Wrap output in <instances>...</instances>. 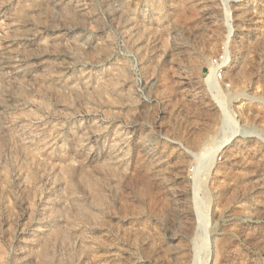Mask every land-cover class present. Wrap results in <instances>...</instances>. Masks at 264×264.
<instances>
[{
  "label": "rangeland",
  "instance_id": "rangeland-1",
  "mask_svg": "<svg viewBox=\"0 0 264 264\" xmlns=\"http://www.w3.org/2000/svg\"><path fill=\"white\" fill-rule=\"evenodd\" d=\"M0 264H264V0H0Z\"/></svg>",
  "mask_w": 264,
  "mask_h": 264
},
{
  "label": "built area",
  "instance_id": "built-area-1",
  "mask_svg": "<svg viewBox=\"0 0 264 264\" xmlns=\"http://www.w3.org/2000/svg\"><path fill=\"white\" fill-rule=\"evenodd\" d=\"M211 65L214 68L213 78L215 79V81H224V76L229 67V58L227 54H221L218 57L214 58L211 62ZM226 85L228 86V83Z\"/></svg>",
  "mask_w": 264,
  "mask_h": 264
},
{
  "label": "bare ground",
  "instance_id": "bare-ground-1",
  "mask_svg": "<svg viewBox=\"0 0 264 264\" xmlns=\"http://www.w3.org/2000/svg\"><path fill=\"white\" fill-rule=\"evenodd\" d=\"M211 71H213V70H211ZM211 74H212V72H211ZM222 139H223V137H222ZM230 139H231V136H228V137H225L221 142L222 143H228V141H230ZM224 143V144H225ZM202 213V216L204 217L203 219L204 220H202V222H205V220H207V214H206V212L203 210V212H201ZM204 228H205V230H206V227H205V225H204ZM206 232V231H205Z\"/></svg>",
  "mask_w": 264,
  "mask_h": 264
}]
</instances>
